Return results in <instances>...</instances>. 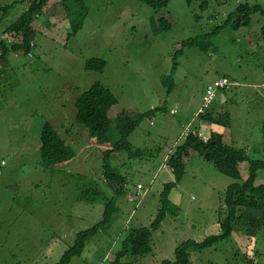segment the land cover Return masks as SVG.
<instances>
[{
	"label": "rangeland",
	"instance_id": "obj_1",
	"mask_svg": "<svg viewBox=\"0 0 264 264\" xmlns=\"http://www.w3.org/2000/svg\"><path fill=\"white\" fill-rule=\"evenodd\" d=\"M58 3L64 25L60 32L48 29L49 16L42 9L31 24L34 56L13 59L10 55V79L0 83V264H54L79 231L102 218L101 197L93 192L86 201L80 198L83 191L98 186L106 198L115 194L116 185L102 176L101 149L89 145L87 128L74 121L75 100L95 82L107 86L117 100L109 110L111 141L119 138L114 117L121 110L131 116L152 110L128 136L132 146L152 149V155L129 158L125 151L113 155L112 166L126 178L124 192L114 198L117 210L109 225L68 264H108L128 228L149 226L163 184L174 180L166 157L182 143L186 126L197 129L201 91L216 77L226 75L238 82L214 99L216 103H223L224 96L228 100L219 106V112L229 115L223 141L245 149L249 158H260L253 148L264 144V10L252 13L250 23L238 28L224 23L240 4L264 8V0H171L160 10L142 0ZM27 6L28 0H0V32ZM164 14L167 28L157 20ZM78 24L77 32L68 36L66 31L70 34ZM191 39L197 44H188ZM177 51L173 84L167 92L165 80ZM91 57L105 60L102 72L84 68ZM44 121L74 151L72 160L58 166L41 162L39 134ZM198 129L206 133L203 125ZM247 165H239V182L247 177ZM232 182L190 151L182 179L168 196L170 212L179 213H168L152 232L151 253L123 258L124 263L174 260L179 243L219 234L209 229L225 217L222 193ZM260 182H264L261 170L256 178ZM138 184L143 188L138 189ZM242 230L241 225L234 226L228 239L191 250V264H248L246 259L254 257L264 264V226L252 242Z\"/></svg>",
	"mask_w": 264,
	"mask_h": 264
},
{
	"label": "trees",
	"instance_id": "obj_2",
	"mask_svg": "<svg viewBox=\"0 0 264 264\" xmlns=\"http://www.w3.org/2000/svg\"><path fill=\"white\" fill-rule=\"evenodd\" d=\"M47 0H28L27 8L10 24L5 26L3 36L0 37V59L7 54L18 52L20 56H25L31 50L30 40H34L35 31L31 26L35 16H38L45 6ZM149 7L160 10L165 8L171 0H142ZM187 3L193 0H186ZM8 7V6H7ZM7 7H4L5 9ZM264 8L258 4H240L236 9L227 14L225 24L231 23V26L238 28L247 25L250 22L252 13L263 11ZM161 28H167L169 23L164 15L157 17ZM81 24L74 25L72 32L68 36L77 32ZM0 32V34H1ZM264 33V26H262ZM11 40L10 42H7ZM188 44H197L196 39L189 40ZM201 47V46H200ZM177 54L173 59L171 75H169L165 84L167 92L173 84L172 75L177 67ZM19 56V57H20ZM105 66V60L101 57H91L84 63L86 70L102 72ZM117 100L112 91L105 85L95 82L87 90L83 91L75 100V119L77 123L87 128V140L91 147L101 149L102 176L110 185H116L115 194L106 198L104 192L99 189L93 190L86 188L81 199L88 200L93 198L95 192L97 197L103 200L104 208L102 218L91 228L79 231L76 234L73 244L68 247L54 264H68L75 255H80L87 241L95 236L100 230H104L110 223L114 212L117 210L115 197H119L124 192L126 178L124 175L112 166L111 158L116 152L125 151L129 158L144 157L147 152L152 155V149L137 148L128 141V136L136 128L142 117L149 116L152 110L131 116L129 113L121 110L116 117L115 126L119 138L111 141L107 136L110 129L111 119L109 118L110 108L116 104ZM211 105L197 116L200 120L222 124L227 126L229 115L227 111L218 112L214 116L211 111ZM228 117L227 120H224ZM264 132V125L262 126ZM40 159L45 166H58L72 160L75 156L74 151L67 145L65 139L51 125L44 121L40 135ZM195 151L200 154L205 161L211 163L213 167L221 173L235 180L230 183L223 196L225 207V217L219 220L220 233L205 237L202 241L186 240L179 243L174 250V260L164 259L159 264H191L190 251L201 250L210 246L219 239H228L231 236L234 226H242L243 233L253 236L264 226V183L256 184L258 171H264V144L262 148L255 146L253 151L259 153L260 158H249L246 150L236 147L233 144H226L223 141V135L218 132H210L208 140L202 141L194 134H187L182 143L176 146L174 151L167 155L166 165L173 173L174 180L165 182L159 193V207L156 216L147 227H131L121 242L120 248L115 252L114 259L108 264H125L122 260L127 257H141L151 253V234L158 229L170 211V200L168 198L170 191L175 187L184 174L185 159ZM247 162V177L242 182L239 165ZM129 199V198H128ZM130 200V199H129ZM248 264L257 263L255 260L246 259Z\"/></svg>",
	"mask_w": 264,
	"mask_h": 264
},
{
	"label": "crops",
	"instance_id": "obj_3",
	"mask_svg": "<svg viewBox=\"0 0 264 264\" xmlns=\"http://www.w3.org/2000/svg\"><path fill=\"white\" fill-rule=\"evenodd\" d=\"M61 3V2H60ZM60 3H58V0H47L46 1V4H45V6L43 7V10H45V12H46V14L49 16L48 17V21L47 22H49L51 25L50 26H48V27H50V28H48V29H50L51 31H55V29H58L59 30V32H60V30H61V27H62V25H63V20L61 19V12H60V8H61V6H60ZM204 5V1H202L201 2V6H203ZM259 5V4H258ZM259 6H261V5H259ZM262 7V6H261ZM256 12H258V11H256ZM255 14V13H254ZM227 16V15H226ZM165 18L167 19V15L165 14ZM225 19H226V17H225ZM225 19H224V21H225ZM59 20L60 21H62V22H59ZM251 20V19H250ZM65 21V20H64ZM250 23V22H249ZM248 23V24H249ZM61 24V25H60ZM7 26V25H6ZM52 26V27H51ZM61 26V27H60ZM64 26V25H63ZM264 26V25H263ZM5 28V27H4ZM3 28V29H4ZM52 28V29H51ZM3 29H2V31H3ZM34 29V28H33ZM66 33H67V35H68V33L69 32H67L66 31ZM65 34V33H64ZM2 36H3V34H2V32H1V34H0V37L2 38ZM12 56V58L13 59H19L20 57H22V56H20V57H15L12 53H9V54H7L6 55V57H4V58H2V59H0V83L2 84H7L8 83V81H9V79H10V76H11V74H10V71H9V69L10 68H12L13 69V66L11 65V63L9 62V56ZM220 76H226V75H220ZM220 76H218V77H220ZM227 77V76H226ZM217 78V77H216ZM15 79V78H14ZM11 79L12 81H14V82H19L20 81V79ZM11 81V82H12ZM27 81L29 82V79H27ZM233 82H235V84L236 83H238L236 80H233ZM263 86H264V82H262L261 83ZM205 88V87H204ZM204 88L202 89V91H201V95H203V91H204ZM227 89L228 88H224V89H219L218 91H217V93H216V97H215V99H217V98H219L220 96L222 97V95L227 91ZM225 97V96H224ZM223 97V103H226L227 104V102H228V100L226 99V97L224 98ZM223 103H222V101L221 102H218V103H216V100H214L213 102H212V104H211V107H212V109H211V111H213L214 113H212L214 116H216V114L220 111L219 110V106H223ZM199 109V108H198ZM197 112H198V110H197ZM197 112H195V113H197ZM198 118V117H197ZM195 121H196V119H195ZM205 122V121H204ZM209 123V122H208ZM211 124H213V125H206V124H204L203 122L201 123L200 122V119H199V121H198V123H197V125L195 126V128H201V125H203L204 127H205V131H206V133H204L206 136H208L209 134H210V132H212V131H214V132H218V133H221L223 136L225 135V128L227 127V126H225V125H222V124H216V123H211ZM200 130V129H199ZM40 135V134H39ZM249 152L247 151V154H248ZM255 154V153H254ZM2 162L3 161H0V167H1V165H2ZM171 181V180H170ZM170 181H168V182H170ZM260 183H262V182H260ZM264 183V182H263ZM262 183V184H263ZM256 184H259V183H256ZM177 208H179V207H174L173 209H175V210H177ZM169 213L171 214V215H173V214H176V213H179V210H177V212L175 213V212H170L169 211ZM212 228L211 229H209V230H215L214 232H216V230H219L220 231V226H219V221L217 222H214V223H212V226H211ZM217 234V233H216ZM250 242H252V241H255V237H251L250 236ZM195 241V240H194ZM201 240H198V241H196V242H200ZM243 242L245 241V240H242ZM249 242V243H250ZM245 243H247L246 241H245ZM257 250L255 251V254L257 255ZM251 253H252V251H251ZM250 258H253L252 256H250ZM254 260H256V262L259 264V261L257 260V258H255L254 257Z\"/></svg>",
	"mask_w": 264,
	"mask_h": 264
},
{
	"label": "built area",
	"instance_id": "obj_4",
	"mask_svg": "<svg viewBox=\"0 0 264 264\" xmlns=\"http://www.w3.org/2000/svg\"><path fill=\"white\" fill-rule=\"evenodd\" d=\"M11 40H8L7 42H10ZM30 51L27 53L26 57L28 59L32 58L33 55V49L35 47V42H33V40H30ZM15 57H19L20 54L18 52H13L12 53ZM235 82L229 80L226 76H220L217 77L215 79H213L210 83H208L205 88H204V92L202 95V104L200 106V108L198 109V112L196 113V115L198 113H202L204 112V110L206 108H208L212 102L214 101L215 97H216V93L219 89H224V88H228L231 85H234ZM176 111V109L174 110ZM194 134L197 137L201 138L202 141L206 142L208 140V136H206L201 130L199 129H191L189 128V126H186V129L184 130V137L187 134ZM3 164V162H2ZM138 189L143 188L141 184L137 185ZM131 200V198H129Z\"/></svg>",
	"mask_w": 264,
	"mask_h": 264
}]
</instances>
